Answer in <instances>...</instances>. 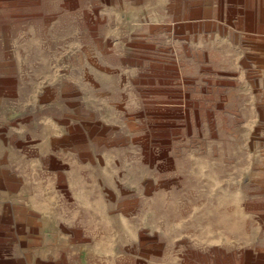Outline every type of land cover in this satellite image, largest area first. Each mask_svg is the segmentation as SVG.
<instances>
[{"label": "rangeland", "instance_id": "374dc122", "mask_svg": "<svg viewBox=\"0 0 264 264\" xmlns=\"http://www.w3.org/2000/svg\"><path fill=\"white\" fill-rule=\"evenodd\" d=\"M0 238V264H264V0H0Z\"/></svg>", "mask_w": 264, "mask_h": 264}, {"label": "crops", "instance_id": "0c3cea01", "mask_svg": "<svg viewBox=\"0 0 264 264\" xmlns=\"http://www.w3.org/2000/svg\"><path fill=\"white\" fill-rule=\"evenodd\" d=\"M23 146V145H22ZM35 149H37V148H35ZM35 149H32L33 150V152L35 151ZM7 151V150H6ZM8 152V151H7ZM41 152H42V150H41ZM43 153V152H42ZM31 155H29V157H30ZM52 157L53 158H56V160H61V161H63L64 160V158H62V157H60V155H56V156H54V155H52ZM1 239V238H0Z\"/></svg>", "mask_w": 264, "mask_h": 264}]
</instances>
